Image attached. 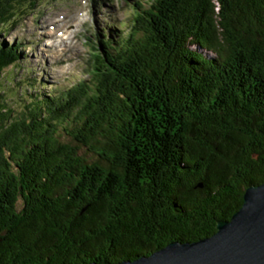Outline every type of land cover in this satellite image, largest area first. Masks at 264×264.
<instances>
[{
	"label": "trees",
	"instance_id": "16d2710c",
	"mask_svg": "<svg viewBox=\"0 0 264 264\" xmlns=\"http://www.w3.org/2000/svg\"><path fill=\"white\" fill-rule=\"evenodd\" d=\"M37 2L0 0V30ZM133 7L126 33L95 38L87 79L19 110L0 89V264L197 241L264 182V0ZM20 44L0 43V79Z\"/></svg>",
	"mask_w": 264,
	"mask_h": 264
},
{
	"label": "rangeland",
	"instance_id": "374dc122",
	"mask_svg": "<svg viewBox=\"0 0 264 264\" xmlns=\"http://www.w3.org/2000/svg\"><path fill=\"white\" fill-rule=\"evenodd\" d=\"M150 2L38 0L33 9L22 12L0 30V43H21L23 57L18 64L3 70L0 89L13 93V107L19 110L24 99L29 101L28 94H57L87 79L95 38L100 33L107 37L126 33L134 14L133 4L141 3L146 8ZM16 83H20L18 89ZM24 92L28 94L21 96ZM59 141L71 142L64 135ZM80 153L95 157L86 148H81Z\"/></svg>",
	"mask_w": 264,
	"mask_h": 264
},
{
	"label": "water",
	"instance_id": "95a60500",
	"mask_svg": "<svg viewBox=\"0 0 264 264\" xmlns=\"http://www.w3.org/2000/svg\"><path fill=\"white\" fill-rule=\"evenodd\" d=\"M114 264H264V182L243 191L240 207L228 220H217L212 235L172 241L148 255Z\"/></svg>",
	"mask_w": 264,
	"mask_h": 264
},
{
	"label": "bare ground",
	"instance_id": "6f19581e",
	"mask_svg": "<svg viewBox=\"0 0 264 264\" xmlns=\"http://www.w3.org/2000/svg\"><path fill=\"white\" fill-rule=\"evenodd\" d=\"M66 23V22H65Z\"/></svg>",
	"mask_w": 264,
	"mask_h": 264
}]
</instances>
